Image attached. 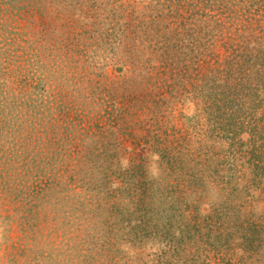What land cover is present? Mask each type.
I'll list each match as a JSON object with an SVG mask.
<instances>
[{"label":"rangeland","instance_id":"374dc122","mask_svg":"<svg viewBox=\"0 0 264 264\" xmlns=\"http://www.w3.org/2000/svg\"><path fill=\"white\" fill-rule=\"evenodd\" d=\"M250 27L264 0H0V264H264Z\"/></svg>","mask_w":264,"mask_h":264},{"label":"trees","instance_id":"16d2710c","mask_svg":"<svg viewBox=\"0 0 264 264\" xmlns=\"http://www.w3.org/2000/svg\"><path fill=\"white\" fill-rule=\"evenodd\" d=\"M247 17H248V16H247ZM239 30H240V29H239ZM248 30H250V34L248 35L246 41L243 40L242 43H240V48H241V46H243L244 48H246V47H247V44H248V41L253 42L254 40H257V35H255V34H258V33H259V37H260V36H264V35H263V31H262V29H260V27H259L258 30H255V29H253L252 27H250ZM240 33H241V31H240ZM240 36H242V34H241ZM260 41L263 43L262 40H257V42H259V43H260ZM235 44H236V43H235ZM237 46H238V45H234V48H236ZM248 61H249V62H252L253 64H256V62H254V61H251V60H248Z\"/></svg>","mask_w":264,"mask_h":264}]
</instances>
